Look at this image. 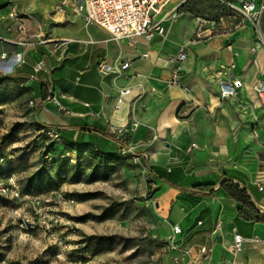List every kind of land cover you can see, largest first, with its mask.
<instances>
[{"label": "crops", "instance_id": "1", "mask_svg": "<svg viewBox=\"0 0 264 264\" xmlns=\"http://www.w3.org/2000/svg\"><path fill=\"white\" fill-rule=\"evenodd\" d=\"M185 1L171 0L166 9ZM224 1L217 0L216 24L204 25L211 34L201 38L195 37L196 21L208 17L190 9L191 3L164 21L162 35L114 40L98 25L85 24L71 0H0V84L20 91L22 101L27 95L23 105L35 123L58 130L56 152L93 148L115 155L121 144L108 126L138 121L129 139L134 148L125 156L154 180L152 203L164 221L160 229L169 238L171 264L179 251L170 248V237L191 248L180 264H264V105L256 93L264 81V11L254 28ZM180 48L187 55L179 83H172L170 58ZM122 61L129 66L117 77L98 69L100 62ZM38 62L42 68L36 71ZM233 79L241 86L222 97L219 81ZM121 87L129 94L116 107ZM51 97L68 111H58ZM223 180L244 187L254 209L223 193ZM235 234L242 237L236 250ZM202 245L205 253L199 252Z\"/></svg>", "mask_w": 264, "mask_h": 264}, {"label": "rangeland", "instance_id": "2", "mask_svg": "<svg viewBox=\"0 0 264 264\" xmlns=\"http://www.w3.org/2000/svg\"><path fill=\"white\" fill-rule=\"evenodd\" d=\"M20 94L0 84V182L19 193H0V264H171L147 170L120 152H56Z\"/></svg>", "mask_w": 264, "mask_h": 264}, {"label": "built area", "instance_id": "3", "mask_svg": "<svg viewBox=\"0 0 264 264\" xmlns=\"http://www.w3.org/2000/svg\"><path fill=\"white\" fill-rule=\"evenodd\" d=\"M171 0H71L73 9L79 13L85 24H95L103 28L108 32L110 38L118 40L124 37L132 35H141L145 38H151L155 34L162 35L165 31L164 21L176 15L177 9H166L167 4ZM230 8L236 10L246 18H248L253 27L257 28V22L261 11H264V3H256L255 0H235V2L224 1ZM65 1L57 7L58 10H62ZM9 16H16L13 11L9 12ZM219 18L218 20H220ZM197 25L195 29V37L201 38L205 35L211 34V31L206 34L207 27L204 25L208 24L213 27L216 24L214 19L198 17ZM23 24L19 23L18 28L23 29ZM209 27V28H211ZM4 56L1 53L0 56ZM186 51L184 48H180L179 51L170 58L173 64L171 82L179 83L180 75V64L186 58ZM129 66L128 61H122L118 65H111L105 62H100L98 65L99 71L103 73L113 72L115 76H120L127 67ZM42 68V63L38 62L35 65V70ZM242 82L240 79L233 80H221L219 81V90L222 97L233 96L237 89L241 86ZM187 90V89H186ZM256 93L259 101L264 105V81H260L256 85ZM129 94L128 87H121L116 97L115 106L119 107L123 102L126 95ZM55 103L57 110L60 112H67L68 108L58 98L51 97ZM30 106H34L35 102L30 100ZM138 121L132 119L131 121L121 124L114 125L110 124L107 131L112 135L115 140L121 144L119 145L120 153L126 155L134 147L129 144L131 134L138 127ZM43 131L53 140L59 138V132L55 127L48 126L42 127ZM123 142H128L123 144ZM10 196H19L18 191L15 188V182L13 177H9L8 181L0 182V193L7 194ZM157 205V203H155ZM259 211L264 212V207H260ZM172 231L175 235L181 233V228L177 224H172ZM171 249H177L179 252L172 256L173 264H180L191 252L190 247L180 248L177 243L174 242V238L170 237ZM242 237L239 234H235L233 238L232 249H239L241 246ZM206 247L200 246L199 252L205 253Z\"/></svg>", "mask_w": 264, "mask_h": 264}, {"label": "trees", "instance_id": "4", "mask_svg": "<svg viewBox=\"0 0 264 264\" xmlns=\"http://www.w3.org/2000/svg\"><path fill=\"white\" fill-rule=\"evenodd\" d=\"M193 0H186L183 4H181L178 9L177 12L181 13V12H186L189 10L190 4L192 3ZM36 125L39 128L42 127H48L46 125L43 124H37ZM45 133V131H43ZM46 134V133H45ZM54 149V148H53ZM157 175L160 178H163L165 180H168V175L165 171L163 170H158L157 171ZM223 193H225L227 196L231 197L232 199H234L237 203H239L240 206L245 207L249 210H253L254 209V205L252 203V201L250 200V196L248 194V192L246 191V189L244 187H240L238 184L232 182V181H228V180H223L219 187H218Z\"/></svg>", "mask_w": 264, "mask_h": 264}]
</instances>
